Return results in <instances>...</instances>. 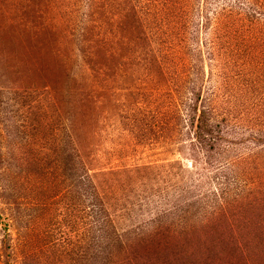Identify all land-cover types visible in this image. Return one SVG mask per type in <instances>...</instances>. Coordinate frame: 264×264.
Segmentation results:
<instances>
[{"label":"rangeland","instance_id":"rangeland-1","mask_svg":"<svg viewBox=\"0 0 264 264\" xmlns=\"http://www.w3.org/2000/svg\"><path fill=\"white\" fill-rule=\"evenodd\" d=\"M0 264H264V0H0Z\"/></svg>","mask_w":264,"mask_h":264}]
</instances>
